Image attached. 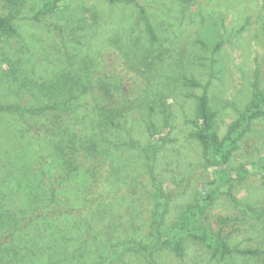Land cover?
Listing matches in <instances>:
<instances>
[{"label":"rangeland","instance_id":"rangeland-1","mask_svg":"<svg viewBox=\"0 0 264 264\" xmlns=\"http://www.w3.org/2000/svg\"><path fill=\"white\" fill-rule=\"evenodd\" d=\"M16 1L17 38L15 42H6V49L15 48L16 53L9 59L11 65L6 75L4 70L1 72L0 104L31 109L65 101L73 111L79 101L87 107L95 105L103 113V124L95 134L96 140L87 135L88 140L83 137L80 147L99 153L108 159L111 169H119L114 173L119 188L101 198V204L93 209L104 220L92 223L85 217L75 218L73 223L83 224L78 229L82 235L67 236V241L63 237L55 239L51 247L44 246L43 260L34 259L27 264H49L46 255L50 252L54 264H70L71 259L74 264H83L87 254L105 255L118 241L149 243L155 206L150 168L163 181L168 196L167 227L188 204L200 202L198 198L206 182L215 178L204 163L201 143L190 134L197 97L207 94L215 112L217 132L223 139L230 125L248 111L255 94L264 93V3L137 0L145 7L156 32L157 39L151 41L130 3L77 0L84 17L83 22L80 19V24H75L70 21L69 10L34 18L46 0ZM1 7L5 4L0 1ZM128 17L134 18L133 24L127 21ZM44 34H51L49 40ZM132 51L157 57L158 62L153 60L147 68L132 66L131 73L103 77L108 60L125 54L133 56ZM103 85L109 89H103ZM120 104L125 105L123 112L118 108ZM57 109L63 114L67 111L58 105ZM108 112L115 123L107 127ZM27 119L30 128L36 129L35 119ZM51 119L61 129L55 155L63 162L78 145L67 130V116L62 123L59 113ZM0 120L8 122L2 116ZM152 138H162L153 155L144 149ZM6 146L5 142L0 146V165ZM14 149L18 157L19 150L14 144L8 145L11 155ZM241 166L249 169L243 176L237 174ZM226 168L232 174L224 189L233 194V199L223 189L201 218L209 228L223 234L231 252L214 251L183 236V257L167 249L157 253L153 263L142 253L127 252L122 261L116 258L110 264H262V257L243 254L239 249H264V101L259 103L246 132L236 141ZM103 172L104 169H97L96 174L100 177ZM3 174L0 170V177ZM128 181L132 183L131 189ZM79 186L67 183L63 194L70 200L82 198ZM10 194V198L5 197L0 190L3 230L6 224L2 220L10 217L6 207L21 210L19 193ZM108 203L111 205L107 206ZM78 211L79 207L71 213ZM72 220L68 219V224ZM63 230L68 234L64 226Z\"/></svg>","mask_w":264,"mask_h":264},{"label":"trees","instance_id":"trees-1","mask_svg":"<svg viewBox=\"0 0 264 264\" xmlns=\"http://www.w3.org/2000/svg\"><path fill=\"white\" fill-rule=\"evenodd\" d=\"M0 1L5 4V7L0 8L1 76L3 70V74L6 75V71L11 65L9 59L13 58L14 53H16L15 48L6 49L8 47L6 42H11L10 40L15 42L17 38L15 20L17 18L18 3L16 0ZM109 1L130 3L129 5L136 8L138 18L142 21L151 41L157 39L156 32L146 16L145 7L140 5L137 0ZM261 1L264 3V0ZM77 2L79 1L46 0L34 18H38L40 15L61 12L64 14L69 10L70 21L80 24V19L83 22L84 13L79 10L80 3ZM87 16H91L88 11ZM133 19L128 17L127 21L133 24ZM124 23L126 24V20ZM43 36L49 40L51 34H44ZM125 57L108 60L109 64L106 66L103 77L107 75L111 77L117 73L127 74L126 71L131 73L132 66L140 69L142 65V67L147 68L153 60L158 62L157 57L153 58L149 54L140 53L133 56L125 54ZM132 61L134 62L132 63ZM3 64H6V66H3ZM103 86L105 87L103 89H109L106 85ZM61 90H63V87H61ZM262 101H264V93L257 92L248 111L235 120L230 125L227 135L220 139L216 129L215 112L209 105L208 96L206 93L199 95L190 134L201 143L204 163L215 176L214 179L206 182L205 190L198 198L200 202L188 204L178 219L170 227H167L165 221L166 209H169L168 196L164 193L163 181L156 176L153 167L150 168L152 197L155 201L153 216L150 221L151 241L149 243L131 240L118 241L110 246L105 255L87 254L86 261L83 264H110L116 258L122 261L123 255L127 252L142 253L149 262L154 263L157 259L156 254L167 249L173 251L178 257H183V236L198 240L214 251L231 252V248L223 234L209 228L203 222L201 215L206 212L217 194L221 193L228 185L232 173L227 170L226 163L236 145V141L246 132V128L249 126L251 119L257 114V107ZM57 105L67 111L64 114L55 111V109L58 110ZM66 106L65 101L31 109L22 108L19 104H0V116L8 120L6 124L0 120V146L4 142L7 145L4 151L6 153L4 155L5 159H2L3 164L0 165V170L4 171V174L0 177V190L5 197L9 198L11 197L10 193L17 191L21 198V210H15L14 208L13 210L4 203L8 208L10 217L7 216L2 220L6 224L5 230L0 226V264H27L31 260L42 258L44 246L51 247L55 239L63 237L67 241V236L77 237L79 234L82 235L83 232L79 233L78 229L83 224L79 226L80 222L73 223L74 219L85 217L92 223L103 221L104 218L98 217L96 210L93 209L101 204V201H99L101 198L109 197L115 188H119L114 178V173L118 172L119 169H111L108 159L99 155L97 151L98 154H95L92 150L80 147L81 143L83 145V137L87 139V135L90 137L93 135L91 140H96L95 134L103 124L101 121L103 113H100L95 105L87 107L81 101L77 103L75 111L68 109ZM119 106L118 108H121L123 112L125 105L121 106L120 104ZM55 113L60 114L61 123L67 116L65 120L68 125L67 130L72 133L74 144L78 145L67 153L68 157L63 162L58 155H55V151L58 149V137L61 135V129L51 119ZM65 113H69V115H65ZM75 115L78 118L82 117V120L79 122L78 118L74 117ZM27 116H32V119H35L34 122L38 125L36 129L30 128V121ZM107 116L108 122L104 120L106 126L108 127L109 124L113 126L115 121L112 114L108 112ZM10 131H13V133L11 134ZM161 141L162 138L156 140L152 138L149 147L144 149L152 155L156 154ZM9 144H14L15 148L19 150L18 157L15 156V149L13 155H11L12 151L8 150ZM69 146L72 148L73 145L70 143ZM242 167L237 169L239 176H243L249 170L246 166ZM97 169H104L100 177L96 174ZM67 183L73 187L74 184L80 185L82 198L68 199L63 194ZM6 184L7 186L4 188ZM128 185V188L131 189V181H128ZM224 190L233 199V194L227 189ZM83 204H85V207ZM109 205L111 204L108 203L107 206ZM78 207L80 211L71 213V211L77 210ZM81 207L87 210L86 215H84V210H81ZM68 219H73L71 225L68 224ZM7 225H11L9 229H7ZM63 226L68 234L64 232ZM67 244L69 242L66 243V247ZM239 251L243 254L248 253L262 257V264H264V249L242 248ZM46 257V262L54 264L51 252ZM70 264H74L73 259H71Z\"/></svg>","mask_w":264,"mask_h":264}]
</instances>
